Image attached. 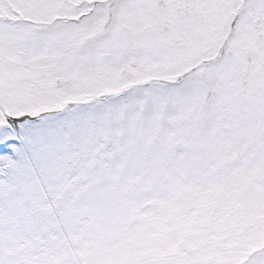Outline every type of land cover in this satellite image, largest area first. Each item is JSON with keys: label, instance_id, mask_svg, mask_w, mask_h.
<instances>
[{"label": "snow or ice", "instance_id": "snow-or-ice-1", "mask_svg": "<svg viewBox=\"0 0 264 264\" xmlns=\"http://www.w3.org/2000/svg\"><path fill=\"white\" fill-rule=\"evenodd\" d=\"M0 264H264V0H0Z\"/></svg>", "mask_w": 264, "mask_h": 264}]
</instances>
